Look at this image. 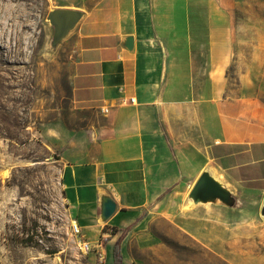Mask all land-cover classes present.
Instances as JSON below:
<instances>
[{
  "label": "crops",
  "instance_id": "1",
  "mask_svg": "<svg viewBox=\"0 0 264 264\" xmlns=\"http://www.w3.org/2000/svg\"><path fill=\"white\" fill-rule=\"evenodd\" d=\"M60 8L78 12L67 30L75 44L70 98L92 120H57L45 134L82 242L116 226L106 241L112 255L121 228L142 229L151 213L204 238L206 203L189 197L204 171L221 174L230 191L264 193V124H228L221 113L234 37L216 0H61ZM104 195L116 209L103 221Z\"/></svg>",
  "mask_w": 264,
  "mask_h": 264
},
{
  "label": "rangeland",
  "instance_id": "2",
  "mask_svg": "<svg viewBox=\"0 0 264 264\" xmlns=\"http://www.w3.org/2000/svg\"><path fill=\"white\" fill-rule=\"evenodd\" d=\"M216 1L234 37L222 117L264 124V0ZM60 2L0 0V264L112 262L106 243L99 261L72 232L58 150L46 143L55 121L92 120L71 104L74 39L58 36L50 17ZM226 190L203 202L202 239L158 213L145 214L142 229L121 228L124 263L264 264V193Z\"/></svg>",
  "mask_w": 264,
  "mask_h": 264
},
{
  "label": "water",
  "instance_id": "3",
  "mask_svg": "<svg viewBox=\"0 0 264 264\" xmlns=\"http://www.w3.org/2000/svg\"><path fill=\"white\" fill-rule=\"evenodd\" d=\"M52 23L57 28V35L63 36L67 30L73 25L78 17V12L73 9L57 8L50 14ZM126 46L132 47V36L126 38ZM227 190L217 182H215L207 171L200 174L194 182L189 197L194 201L206 202L219 198L220 200L226 199ZM116 209V201L110 196L104 195L101 197L99 215L101 220H107Z\"/></svg>",
  "mask_w": 264,
  "mask_h": 264
},
{
  "label": "trees",
  "instance_id": "4",
  "mask_svg": "<svg viewBox=\"0 0 264 264\" xmlns=\"http://www.w3.org/2000/svg\"><path fill=\"white\" fill-rule=\"evenodd\" d=\"M118 228L116 226H104L102 229V235L100 241L94 244H88L90 251H94L96 254V259L101 260L102 251H101V245L106 243V241L109 239L111 235H114L118 232ZM121 240L122 235H117L116 239L113 242L112 246V256H113V263L112 264H122L123 256L121 253Z\"/></svg>",
  "mask_w": 264,
  "mask_h": 264
},
{
  "label": "built area",
  "instance_id": "5",
  "mask_svg": "<svg viewBox=\"0 0 264 264\" xmlns=\"http://www.w3.org/2000/svg\"><path fill=\"white\" fill-rule=\"evenodd\" d=\"M131 100H133V99H131ZM108 111H109L108 107H102L101 108V112H103L104 114H106ZM71 226H72V232L74 234H80V232H81L80 226L78 225V223L76 221H73ZM81 247H82L83 251H85V252L90 251L89 245L87 242H82Z\"/></svg>",
  "mask_w": 264,
  "mask_h": 264
},
{
  "label": "bare ground",
  "instance_id": "6",
  "mask_svg": "<svg viewBox=\"0 0 264 264\" xmlns=\"http://www.w3.org/2000/svg\"><path fill=\"white\" fill-rule=\"evenodd\" d=\"M217 176V175H216ZM219 178V180H218ZM215 182H217L218 184L222 185V181H223V176L221 174H219L218 177H216L215 179L212 178Z\"/></svg>",
  "mask_w": 264,
  "mask_h": 264
}]
</instances>
